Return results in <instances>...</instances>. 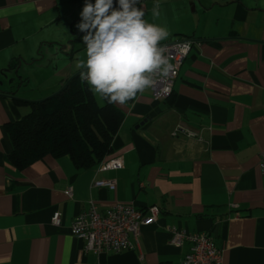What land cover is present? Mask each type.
Listing matches in <instances>:
<instances>
[{
    "label": "crops",
    "instance_id": "1",
    "mask_svg": "<svg viewBox=\"0 0 264 264\" xmlns=\"http://www.w3.org/2000/svg\"><path fill=\"white\" fill-rule=\"evenodd\" d=\"M83 4L0 0V264H181L189 245L170 242L171 226L209 233L222 264H264V0H140L145 19L170 32L166 41H194L171 95L156 101L148 88L115 104L123 118L112 152L92 167L78 169L67 155L21 170L6 162L5 123L82 71ZM176 126L196 136H173ZM116 157L120 169L99 167ZM101 180L115 187L96 186ZM90 200L99 211L116 202L160 211L132 249L97 254L70 233Z\"/></svg>",
    "mask_w": 264,
    "mask_h": 264
},
{
    "label": "clouds",
    "instance_id": "2",
    "mask_svg": "<svg viewBox=\"0 0 264 264\" xmlns=\"http://www.w3.org/2000/svg\"><path fill=\"white\" fill-rule=\"evenodd\" d=\"M139 3L84 0L79 13L85 58L77 68L93 95L109 104H128L175 69L162 44L170 32L148 22Z\"/></svg>",
    "mask_w": 264,
    "mask_h": 264
},
{
    "label": "trees",
    "instance_id": "3",
    "mask_svg": "<svg viewBox=\"0 0 264 264\" xmlns=\"http://www.w3.org/2000/svg\"><path fill=\"white\" fill-rule=\"evenodd\" d=\"M29 106L19 120L5 123L12 147L5 159L14 168L21 170L46 155H67L76 168H89L112 152L123 113L105 100L98 104L79 76L58 94Z\"/></svg>",
    "mask_w": 264,
    "mask_h": 264
},
{
    "label": "built area",
    "instance_id": "4",
    "mask_svg": "<svg viewBox=\"0 0 264 264\" xmlns=\"http://www.w3.org/2000/svg\"><path fill=\"white\" fill-rule=\"evenodd\" d=\"M191 38H175L163 42L165 53L172 58L175 65L173 72L166 78H156L150 89L152 98L156 101L166 100L172 93L174 80L178 70L190 51L193 44ZM82 72V71H81ZM81 72L79 78L82 82ZM179 132L188 137L196 134L181 128L174 127L171 134L177 136ZM123 166L121 157H116L100 163L102 169H120ZM259 167L264 174V149L259 153ZM96 186L109 189L115 187L114 180L95 182ZM71 195V188L67 189ZM235 207V205H232ZM157 205L145 208L136 207L134 203H113L104 211H99L97 204L90 200L85 210L81 211L70 223V233L84 242V250L101 253H120L133 248V242H138L141 227L157 220L159 214ZM51 222L55 226L61 224L59 212H53ZM170 242L181 246L188 243L189 249L184 254L181 264H222V251L216 245L213 237L207 232H187L176 226L168 228Z\"/></svg>",
    "mask_w": 264,
    "mask_h": 264
},
{
    "label": "water",
    "instance_id": "5",
    "mask_svg": "<svg viewBox=\"0 0 264 264\" xmlns=\"http://www.w3.org/2000/svg\"><path fill=\"white\" fill-rule=\"evenodd\" d=\"M68 82H69V80L68 81H66L64 84H63V86H61L56 92H54V93H52V94H50L49 96H47V97H45V98H42V99H40V100H37V101H42V100H44V99H47V98H49V97H52V96H54V95H56V94H58L67 84H68Z\"/></svg>",
    "mask_w": 264,
    "mask_h": 264
},
{
    "label": "rangeland",
    "instance_id": "6",
    "mask_svg": "<svg viewBox=\"0 0 264 264\" xmlns=\"http://www.w3.org/2000/svg\"><path fill=\"white\" fill-rule=\"evenodd\" d=\"M97 98V97H96ZM100 103V102H99Z\"/></svg>",
    "mask_w": 264,
    "mask_h": 264
}]
</instances>
